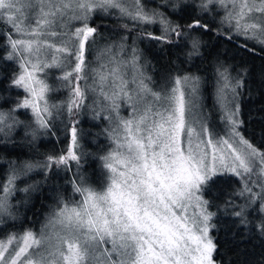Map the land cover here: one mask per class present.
Segmentation results:
<instances>
[{
    "label": "snow or ice",
    "instance_id": "6c2138e0",
    "mask_svg": "<svg viewBox=\"0 0 264 264\" xmlns=\"http://www.w3.org/2000/svg\"><path fill=\"white\" fill-rule=\"evenodd\" d=\"M220 41L264 51V0H0V264H223L222 230L264 243L242 115L264 71Z\"/></svg>",
    "mask_w": 264,
    "mask_h": 264
},
{
    "label": "trees",
    "instance_id": "16d2710c",
    "mask_svg": "<svg viewBox=\"0 0 264 264\" xmlns=\"http://www.w3.org/2000/svg\"><path fill=\"white\" fill-rule=\"evenodd\" d=\"M215 42L214 38L213 43ZM220 43L222 47L231 49L229 55L235 57L234 63L253 69L257 75L264 71V51L260 50L259 45H256L255 52H251L238 50L224 41H220ZM148 54L150 58L154 57L163 62V53L152 49ZM242 115L245 120V136L256 146L264 147V92L260 90L259 86L250 97L245 96L242 99ZM34 211L36 216L33 217L30 213V217L34 220L42 219L39 214L45 209L37 206ZM38 226V224L35 225L37 228ZM218 240L221 246L219 259L223 264H264V243L261 240L253 239L249 242L246 238H241L240 235L233 237L223 230L218 234Z\"/></svg>",
    "mask_w": 264,
    "mask_h": 264
},
{
    "label": "rangeland",
    "instance_id": "374dc122",
    "mask_svg": "<svg viewBox=\"0 0 264 264\" xmlns=\"http://www.w3.org/2000/svg\"><path fill=\"white\" fill-rule=\"evenodd\" d=\"M251 43V42H250ZM0 239H4V237L3 236H0Z\"/></svg>",
    "mask_w": 264,
    "mask_h": 264
}]
</instances>
